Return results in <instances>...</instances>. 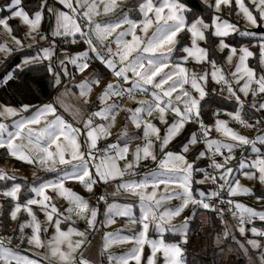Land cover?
Returning <instances> with one entry per match:
<instances>
[{
    "label": "snow or ice",
    "instance_id": "snow-or-ice-1",
    "mask_svg": "<svg viewBox=\"0 0 264 264\" xmlns=\"http://www.w3.org/2000/svg\"><path fill=\"white\" fill-rule=\"evenodd\" d=\"M0 91V150L32 169L0 168V264H96L94 235L108 264H197L198 213L264 264V0H0Z\"/></svg>",
    "mask_w": 264,
    "mask_h": 264
},
{
    "label": "rangeland",
    "instance_id": "rangeland-1",
    "mask_svg": "<svg viewBox=\"0 0 264 264\" xmlns=\"http://www.w3.org/2000/svg\"><path fill=\"white\" fill-rule=\"evenodd\" d=\"M121 2V0H118V3ZM241 26H243V22L241 21ZM74 91V90H73ZM99 89H94L92 95L95 96L96 92H98ZM140 98V97H138ZM118 99V98H117ZM65 103L68 105V107L74 108V107H83V105L80 103L79 99H77V97L75 95H72L71 92L68 96L65 97ZM135 105L131 102V101H127L125 102V107H134ZM126 119V113L124 111H121L118 114L117 117V122H116V127L113 129V136L116 135L117 131L120 129V125L125 121ZM0 121L3 122H9L8 120H5L4 117H0ZM129 132L135 131L133 128H129L128 129ZM239 131V130H238ZM244 134V133H243ZM136 143H139V141H133L132 145H130V147H134ZM3 150H0V153H2ZM0 168L4 169L5 171L11 173L13 171L16 172L17 175L19 176H30L32 169L23 166V164L19 161H14V158L11 157H7L4 160H0ZM152 168H154V165H150L148 169H142L141 171H150L152 170ZM241 183L243 184H248L250 185L251 182L250 181H246L243 178H241ZM69 187H72L75 191H77L78 193L83 194V190L79 185L76 184H69ZM163 186H161L158 190H157V195L159 196L160 191L162 190ZM146 191H150V189L146 190ZM4 200V198L2 196H0V202H2ZM118 203H124L125 201L120 199L117 200ZM241 202L249 205V206H256L257 209L259 210L261 208V205L259 203H257V201H254V198H249V197H243L241 198ZM173 203H175V201H173ZM66 206V204H65ZM189 210L186 209L185 214H187ZM135 212L138 213L139 209L136 208ZM199 217V219L202 221L203 223H205L204 221H207V217L203 215V213H198L196 218ZM116 222L112 225H109L107 229H105V231L108 232H113L115 230H122L121 234L122 235H127L128 234V230L126 228H124V218L123 217H116ZM182 219V217L176 218L173 222L174 223H179L180 220ZM234 222V221H233ZM235 223V222H234ZM78 224L80 227H83V222L82 221H78ZM229 224H233L231 222H229ZM49 235H51V233H49ZM43 239H45V241L47 240V237H43ZM89 239L92 241V246H91V252L88 253V255L90 256V258H94L96 259V264H108L107 260H104L103 262H101L98 257H97V253L100 250V245L102 244V240L100 239L99 235H96L95 238H93V236L89 237ZM132 247L131 242H122V243H116L113 244L109 247L108 251L113 254V256H120L122 254H124L129 248ZM27 248V245L23 246V248L20 249L21 254L22 255H28L31 256L32 252L31 251H25L24 249ZM231 255V254H229ZM227 255V256H229ZM162 259V257H161ZM10 264H15V261H11ZM112 264H115V261L113 260ZM130 264H134V262L130 261Z\"/></svg>",
    "mask_w": 264,
    "mask_h": 264
},
{
    "label": "trees",
    "instance_id": "trees-1",
    "mask_svg": "<svg viewBox=\"0 0 264 264\" xmlns=\"http://www.w3.org/2000/svg\"><path fill=\"white\" fill-rule=\"evenodd\" d=\"M19 96H13L9 92L0 91V102H7L15 106V102L19 100ZM35 103V101H33ZM3 152L0 153V160H4ZM204 215V214H203ZM197 217L193 226L192 235L190 237V243L187 246L189 249V259L196 258L197 264H230L231 255L221 257L219 255V246L214 243L215 234L218 230V222L214 217H207V221L203 223ZM197 233H200L197 236ZM169 239H172V235L168 234ZM216 253L214 256L213 253Z\"/></svg>",
    "mask_w": 264,
    "mask_h": 264
},
{
    "label": "built area",
    "instance_id": "built-area-1",
    "mask_svg": "<svg viewBox=\"0 0 264 264\" xmlns=\"http://www.w3.org/2000/svg\"><path fill=\"white\" fill-rule=\"evenodd\" d=\"M237 130H239V131H241L242 133H244L245 135H249V136H252L253 135V133H251V132H248L247 130H244V129H242V128H238L237 127ZM254 201H256L255 199H254ZM235 210V209H234ZM228 221L229 222H231V223H234L235 221H234V219L231 217V215L229 214V216H228ZM234 221V222H233Z\"/></svg>",
    "mask_w": 264,
    "mask_h": 264
},
{
    "label": "crops",
    "instance_id": "crops-1",
    "mask_svg": "<svg viewBox=\"0 0 264 264\" xmlns=\"http://www.w3.org/2000/svg\"><path fill=\"white\" fill-rule=\"evenodd\" d=\"M95 237H96V235L93 236V238H95ZM92 245H93V244H92Z\"/></svg>",
    "mask_w": 264,
    "mask_h": 264
}]
</instances>
